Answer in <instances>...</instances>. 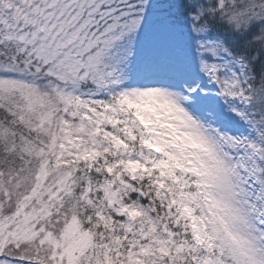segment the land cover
Listing matches in <instances>:
<instances>
[{
  "label": "snow or ice",
  "instance_id": "6c2138e0",
  "mask_svg": "<svg viewBox=\"0 0 264 264\" xmlns=\"http://www.w3.org/2000/svg\"><path fill=\"white\" fill-rule=\"evenodd\" d=\"M0 264H264V0H0Z\"/></svg>",
  "mask_w": 264,
  "mask_h": 264
}]
</instances>
